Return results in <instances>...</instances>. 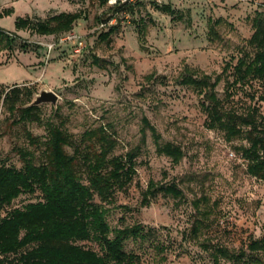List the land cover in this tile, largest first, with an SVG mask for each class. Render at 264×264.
Masks as SVG:
<instances>
[{
	"label": "rangeland",
	"instance_id": "374dc122",
	"mask_svg": "<svg viewBox=\"0 0 264 264\" xmlns=\"http://www.w3.org/2000/svg\"><path fill=\"white\" fill-rule=\"evenodd\" d=\"M157 6H169L172 13ZM112 7L108 0H0V28L16 36L12 50H0V166L20 169L21 152L41 164L49 125L78 144L84 131L105 127L117 140L113 155L140 146L136 177L116 192L114 207H107L111 229H144V240L127 241L125 252L136 255L139 264H215L218 248L246 251L251 240L264 237V182L247 174L238 153L246 143L227 142L223 133L210 130L201 97L178 79L186 68L215 77L251 52V19L264 10V0H134L117 12ZM76 12L82 17L70 31L75 41H63L67 33L38 36L15 29L17 18L44 21ZM215 22L220 39L214 42L208 31ZM143 25L141 44L137 28ZM112 27L107 40L100 38ZM224 86L221 81L216 90L227 110L255 109L264 117V83L237 86L230 98ZM14 87L21 90L24 106L43 90L58 101L37 106L39 122L23 124L3 104ZM143 118L157 131L161 146L181 149L178 164L156 153L149 130L141 143ZM28 133L41 144L29 143ZM150 182L175 185L181 196L158 194L144 206L142 194ZM40 201L39 192L23 194L2 215ZM85 246L97 250L93 242ZM216 263L235 264L225 258Z\"/></svg>",
	"mask_w": 264,
	"mask_h": 264
},
{
	"label": "trees",
	"instance_id": "16d2710c",
	"mask_svg": "<svg viewBox=\"0 0 264 264\" xmlns=\"http://www.w3.org/2000/svg\"><path fill=\"white\" fill-rule=\"evenodd\" d=\"M130 5L118 4L112 10L117 12ZM155 9L172 13L169 6ZM81 17V13L76 12L59 13L44 21L17 18L15 29L30 30L38 36L66 34ZM218 23L209 25L208 36L214 42L220 39L215 27ZM251 28L247 41L251 52L245 51L235 65L226 64L215 77L186 68L178 83L201 97V110L210 130L223 133L227 142L246 143L240 146L238 153L247 163V174L264 182V117L255 109L246 114L227 110L216 90L224 81L226 98H230L232 89L237 86L243 87L252 81L264 83V10L255 13ZM137 31L142 44L146 26ZM112 32L113 27L100 38L107 40ZM15 38V34L0 28V50H12ZM21 93L14 87L5 95L3 104L8 113H18V121L23 124L39 122L38 107L22 105ZM142 123L141 143L145 142L146 130H149L156 153L178 164L183 159L181 149L169 143L161 146L155 128L146 118ZM26 137L35 146L41 144L29 133ZM42 145L44 161L41 164H35L31 154L21 152L20 169L0 166V264H139L137 256L125 252L124 246L129 240H144L143 227L111 229L106 217L107 207H114L116 192L125 191L136 177L140 146L124 156H115L117 140L105 127L84 131L78 144L71 134L53 125L48 126ZM36 192L41 194L42 201L2 215L21 195ZM158 194L177 199L181 191L172 184L157 186L150 182L142 194V205L148 206ZM90 242L96 244L97 250L85 246ZM218 258L235 264H264V237L251 240L246 251L238 253L218 248L214 253L215 264Z\"/></svg>",
	"mask_w": 264,
	"mask_h": 264
},
{
	"label": "water",
	"instance_id": "95a60500",
	"mask_svg": "<svg viewBox=\"0 0 264 264\" xmlns=\"http://www.w3.org/2000/svg\"><path fill=\"white\" fill-rule=\"evenodd\" d=\"M57 101H58V96H56L53 92L43 90L39 93V95L36 97V99L31 105L39 106L45 103H50L52 105H55Z\"/></svg>",
	"mask_w": 264,
	"mask_h": 264
},
{
	"label": "built area",
	"instance_id": "2783aa9c",
	"mask_svg": "<svg viewBox=\"0 0 264 264\" xmlns=\"http://www.w3.org/2000/svg\"><path fill=\"white\" fill-rule=\"evenodd\" d=\"M134 0H108L109 5L115 6L118 4H132ZM69 40V41H75L76 36L74 34H71L70 32L67 33L63 41ZM49 49H52V46H49Z\"/></svg>",
	"mask_w": 264,
	"mask_h": 264
}]
</instances>
